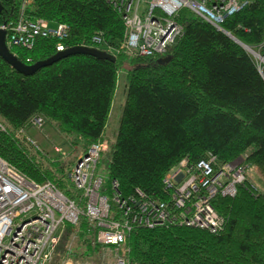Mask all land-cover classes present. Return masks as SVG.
I'll return each instance as SVG.
<instances>
[{
  "label": "trees",
  "instance_id": "16d2710c",
  "mask_svg": "<svg viewBox=\"0 0 264 264\" xmlns=\"http://www.w3.org/2000/svg\"><path fill=\"white\" fill-rule=\"evenodd\" d=\"M0 25L21 16L44 19L54 27L66 24V48L90 45L102 33L117 51L116 60L73 55L20 74L0 57V156L31 179L51 182L77 200L68 171L73 160L48 156L28 144L21 129H31L35 117L54 126L86 153L106 138L120 72L126 99L112 144L104 193L112 183L121 199L142 191L152 200H166L165 175L188 158L208 153L221 163L246 156L264 178V70L241 45L212 24L182 13L184 32L166 55L138 56L122 49V16L107 0H0ZM221 28L264 55V0H249L228 16ZM58 40L38 38L32 50L11 51L26 65L58 53ZM72 139V140H71ZM75 159V158H74ZM98 169V168H97ZM112 214L123 213L111 201ZM213 207L224 218L218 233L182 226L134 227L125 246L129 264H264V189L247 184L233 198L218 196ZM96 228L82 216L66 225L52 264H63L72 241L87 246V257L100 254Z\"/></svg>",
  "mask_w": 264,
  "mask_h": 264
},
{
  "label": "built area",
  "instance_id": "2783aa9c",
  "mask_svg": "<svg viewBox=\"0 0 264 264\" xmlns=\"http://www.w3.org/2000/svg\"><path fill=\"white\" fill-rule=\"evenodd\" d=\"M27 2L23 0L22 11ZM107 2L123 19L122 49L132 55L166 57L184 32L183 12L200 17L218 29L228 16L242 10L249 0ZM0 30L6 32L9 49L32 50L38 38L57 39L58 52L67 49L63 43L69 31L66 24L52 27L44 19L31 21L21 16L17 23L0 25ZM81 46L101 47L100 50L115 57L117 54L102 33L95 35L90 45ZM256 61L264 63V59L258 57ZM31 125L42 129L45 120L37 116ZM18 135L41 151L26 130L21 129ZM107 148V139H100L89 146L86 153L80 154L69 169L68 178L77 192V200L49 181L39 183L31 179L0 156V264H52L55 256L60 255L58 247L65 226H76L82 216L96 228L95 242L100 251L120 250V254L114 253V264H129L130 250L125 242L134 227L182 226L218 233L224 226V218L213 207V200L218 196L233 198L239 187L248 183L257 187L251 182L255 168L246 163V156L221 163L216 155L208 153L196 162L182 159L165 175L166 200H152L140 190L136 191V196L123 200L115 181L110 200L104 193L105 177L97 171L101 155ZM57 151L64 154L61 149ZM111 201L123 211L119 218L112 214ZM65 264L73 263L66 261Z\"/></svg>",
  "mask_w": 264,
  "mask_h": 264
},
{
  "label": "rangeland",
  "instance_id": "374dc122",
  "mask_svg": "<svg viewBox=\"0 0 264 264\" xmlns=\"http://www.w3.org/2000/svg\"><path fill=\"white\" fill-rule=\"evenodd\" d=\"M256 62L258 67L261 69V71H263L264 63L260 64V61L259 63L258 61ZM125 76L126 75L123 72H120L119 87L116 93V98L113 106L114 107L113 114H112V118H110V125L108 126L106 133L108 148L106 151L102 153L101 159L98 162L97 171L104 177H106L109 172V167L113 153L111 143L114 141V135L116 129H118L119 127V122L122 115L124 102L126 99V94L124 91L126 84ZM52 127L54 128V126H52L51 124H45L42 129L31 127V129L27 131V135L32 139V141L36 143V145L40 146L41 152L43 153H46V151L49 152L48 154L49 157L55 159L56 157H58L61 158L62 160L70 159L75 162L78 156L82 153L83 149L73 145L70 142L69 138H67L66 136L64 137L63 134H61L58 130L55 131L54 129H51ZM57 149H61L64 152V154H61V152L57 151ZM73 166L74 164L70 165L69 169H72ZM252 178H253L251 180L252 184H257L256 186L260 187V189H264V178L257 169H255ZM75 241H72L71 244L73 245H70L68 248L70 249V252H68L70 253V255L66 257L61 256L63 260V264H65L66 261H71V263L73 264H81V262H86L87 264H114L115 263L114 253L116 255L121 253L120 250L114 251L112 249L110 250L102 249L99 255L96 254V255H92V257H87L86 256V253L88 252L87 246L84 245L82 246L77 243L74 244Z\"/></svg>",
  "mask_w": 264,
  "mask_h": 264
},
{
  "label": "water",
  "instance_id": "95a60500",
  "mask_svg": "<svg viewBox=\"0 0 264 264\" xmlns=\"http://www.w3.org/2000/svg\"><path fill=\"white\" fill-rule=\"evenodd\" d=\"M1 3H0V10H1ZM218 30L225 33L227 36H229L231 39L236 41L239 45H241L251 56H253L255 59L261 58L264 59L261 54H259L258 51L254 50L253 48L249 47L248 45L242 43L238 39H236L233 35H231L229 32L225 31L223 28H218ZM91 55L100 59H111L116 60V57L95 47H87V46H76L73 48L66 49L65 51L58 52L53 57L39 61L32 65H26L25 63L21 62L18 57L9 49L6 43V32L3 30H0V57L5 60L12 68H14L16 71H18L20 74L25 76H32L37 71H39L41 68L50 66L54 64L55 62L59 61L62 58L73 56V55ZM163 60H168V57H163Z\"/></svg>",
  "mask_w": 264,
  "mask_h": 264
},
{
  "label": "crops",
  "instance_id": "0c3cea01",
  "mask_svg": "<svg viewBox=\"0 0 264 264\" xmlns=\"http://www.w3.org/2000/svg\"><path fill=\"white\" fill-rule=\"evenodd\" d=\"M114 108V107H113ZM113 108H112V113H111V118H112V114H113ZM110 125V121H109V123H108V126ZM51 129H54L55 131H57V129L54 127H52Z\"/></svg>",
  "mask_w": 264,
  "mask_h": 264
},
{
  "label": "clouds",
  "instance_id": "9594fccd",
  "mask_svg": "<svg viewBox=\"0 0 264 264\" xmlns=\"http://www.w3.org/2000/svg\"><path fill=\"white\" fill-rule=\"evenodd\" d=\"M11 50V49H10Z\"/></svg>",
  "mask_w": 264,
  "mask_h": 264
}]
</instances>
